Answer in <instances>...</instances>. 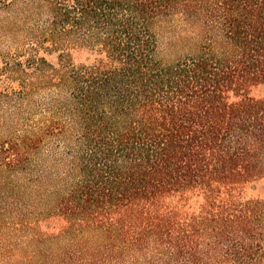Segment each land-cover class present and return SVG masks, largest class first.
Returning a JSON list of instances; mask_svg holds the SVG:
<instances>
[{
	"label": "trees",
	"instance_id": "trees-1",
	"mask_svg": "<svg viewBox=\"0 0 264 264\" xmlns=\"http://www.w3.org/2000/svg\"><path fill=\"white\" fill-rule=\"evenodd\" d=\"M1 10L30 39L21 81L52 90L1 139L4 264H264V0ZM174 15L195 33L170 47L193 45L165 60L156 23Z\"/></svg>",
	"mask_w": 264,
	"mask_h": 264
},
{
	"label": "rangeland",
	"instance_id": "rangeland-1",
	"mask_svg": "<svg viewBox=\"0 0 264 264\" xmlns=\"http://www.w3.org/2000/svg\"><path fill=\"white\" fill-rule=\"evenodd\" d=\"M11 18V14L9 15L6 11L1 10L0 0V264H4L6 260H1V174H6L5 172L1 173V139L5 138L9 127H12V129L8 135H20L22 133L21 129L25 130L24 124L32 122L36 118L35 116L39 115L40 112H37L38 105L42 108L49 95L52 94L49 87H41L37 81L25 84L21 81L22 70H26L28 67L26 65L17 67L15 63L24 60L31 43L29 36L23 32L5 29V23ZM182 30L186 31L188 36L195 33L189 26H185L178 15L157 21L156 31L159 39V53L165 60L177 57L180 53H184L187 47L193 45L189 38V41L182 44L183 46L170 47L169 39ZM40 55L48 62H56V53L53 51H42ZM32 84L33 87H31ZM23 100L25 102L28 100V103L25 104ZM24 120L27 121L23 123ZM15 131L16 134H14ZM53 140L50 138L45 139L40 147L41 153L46 150L50 151L52 142H56V140ZM13 178L17 177L13 176ZM255 187L252 191L264 198V177L255 183ZM13 240L16 239L13 237ZM5 241L12 242L11 240ZM9 257L8 259L17 260L19 253L11 251Z\"/></svg>",
	"mask_w": 264,
	"mask_h": 264
}]
</instances>
